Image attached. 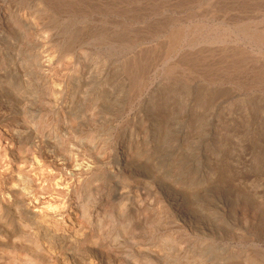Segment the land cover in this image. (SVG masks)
Masks as SVG:
<instances>
[{
    "label": "rangeland",
    "instance_id": "obj_1",
    "mask_svg": "<svg viewBox=\"0 0 264 264\" xmlns=\"http://www.w3.org/2000/svg\"><path fill=\"white\" fill-rule=\"evenodd\" d=\"M0 8L2 25L11 12L13 34L0 35V47L14 46L18 60L13 68L0 54L2 99L22 107L23 124L40 113L38 128L64 139L53 145L57 157L46 142L12 145L6 128L16 120L0 122V264H264L256 247H264V0H0ZM131 131L158 172L147 185L154 195L136 188L133 168L105 160ZM19 173L34 179L27 206L48 226L91 196L101 225L81 236L78 253L53 252L20 224L7 204ZM177 196L193 199L205 222L183 220ZM96 234L121 259L92 249Z\"/></svg>",
    "mask_w": 264,
    "mask_h": 264
},
{
    "label": "bare ground",
    "instance_id": "obj_2",
    "mask_svg": "<svg viewBox=\"0 0 264 264\" xmlns=\"http://www.w3.org/2000/svg\"><path fill=\"white\" fill-rule=\"evenodd\" d=\"M5 13L8 21L5 22L3 25L0 23V35L4 37L6 42H9L13 38V34H10V32H12L10 29V17L12 14L7 10H5ZM13 49L14 46L13 48L8 47V49L0 47V54H9L8 56L12 58L14 54ZM2 57H4L3 61L5 62L6 56ZM11 60L12 62H10V65L15 68L18 60L17 58H12ZM2 97L4 98V96L1 95L0 90V122H5V126H8L7 123L11 120L15 119L17 122V124L13 127L6 128V134L8 133V136L5 138L9 139V142L12 145H14V142H16V144L20 147L23 146V144L25 143L35 145L39 141L46 142L45 148L48 150H52L55 156H60V154L56 153L55 150L52 148L53 145H56L57 142L62 141L64 139H60L61 137L58 135L57 131L52 132V128L48 127V130H44V127H42L43 129L38 128L40 126L39 123L37 124V120L38 118L40 119V113L37 114V117H32V119L30 118L29 121L26 120L25 124H23L25 119L21 121L20 118H17V113H15L16 109L18 111V108L21 109L22 107L18 106L17 104L14 105V102H11L8 98L6 99L9 101L2 99ZM159 109H161L160 104L157 102L152 103L151 107L149 108V110H151L155 114V128H159L160 126L159 117L161 116V111ZM69 113H73L72 108H69ZM53 133L54 136L52 137ZM67 133H65V136H67ZM123 137L125 138L123 142L119 144L120 146L118 145L117 147H115L108 156L107 152L104 153L105 160L107 161L108 159H113L120 169L133 168V170L138 175L139 179H141V183L139 185L136 184V188L140 190H145L149 195H154L155 192L153 191V189L151 187L147 188V185L149 183H155L156 181L160 182L158 172H156L154 165L151 164L152 162L150 163V161L144 160V157L141 158L143 152L141 151L142 149L137 135H135L134 132L131 131L129 135ZM1 143H3L2 138H0V144ZM11 147L10 149L4 148L5 152H3V154L5 156H9V153H14L15 149ZM52 151H50V153H52ZM120 151L121 155L119 154ZM71 160L73 161V165L77 166V160ZM165 162H167V160H165ZM55 165L57 166L58 164L55 163ZM61 166H66L68 169L70 167L68 162H64ZM212 170H216V167L214 166ZM73 173V175H75V173L79 172L74 170ZM22 174L23 173L18 174L19 180L21 179L20 176ZM27 177L21 179L18 189L13 190V192L8 195L10 197L9 200H7L9 208H17L20 224L28 230L32 239L37 242L39 239H41V245L44 244V246H46L49 250H52L53 252L65 251L78 253V251L81 250L83 244L80 242L81 236H83L84 233L88 234L89 231L93 229L94 224L99 223V225H101L99 211L94 208L93 212L90 211V205H92L90 202L91 196L86 197V199L78 198L77 201L68 204L70 208L68 209L67 215L64 216V212H59L58 214L61 216V218H59L53 224H49L48 226L45 225V222H43L44 218L41 217L40 213H36L28 209V201L26 200L28 194H25V191L31 189L34 179H27ZM199 178L202 179L201 182H204L206 179L204 175H201ZM177 180H179V178L175 179V181ZM131 186V184H128L127 188ZM115 195H118L117 190L115 192ZM183 197L184 198L177 196L173 198L172 204H174V206H172L176 210L177 214L182 217L183 220L187 221V223L192 227L198 224L199 222L204 221L202 218H204L205 216L198 215L199 210L195 201L189 198L188 196ZM13 199H15V203H11V200ZM178 208L182 209L180 210ZM86 216H88L89 218L87 221L89 222V226L91 225L90 227H86L83 225V219ZM259 219H261V228L264 230L263 207L259 208ZM59 235L65 237L68 236L67 240H63L59 243L54 244L55 241H58ZM105 240L106 239L102 238L100 234H96V236H94V238L92 239V241L94 242V246L92 247V249L103 251L104 249H107L112 260H118L119 258L121 259V255H119L120 252L118 253L117 250L114 249V246L109 247L110 243ZM256 247L259 256L264 259V247L260 245H256Z\"/></svg>",
    "mask_w": 264,
    "mask_h": 264
}]
</instances>
